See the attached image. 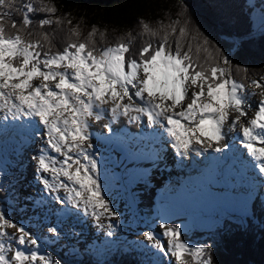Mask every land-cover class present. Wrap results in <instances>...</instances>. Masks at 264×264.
<instances>
[{
	"label": "snow or ice",
	"instance_id": "1",
	"mask_svg": "<svg viewBox=\"0 0 264 264\" xmlns=\"http://www.w3.org/2000/svg\"><path fill=\"white\" fill-rule=\"evenodd\" d=\"M15 2L0 0V9H12ZM24 8L22 22L14 20L9 11L0 12V112L4 113V119L27 117L43 126L47 139L46 147L36 157L38 172L50 173L57 181L50 183L43 179L44 188L67 192L66 197L56 199H67L78 207L82 204L86 213L91 209L97 221L102 215L99 209L115 217L101 193L97 163L87 151L92 147L88 142L90 121H100L106 111H110L113 122L121 117L139 122L146 117L149 125H159L166 131L175 152L182 157L209 150L223 152L228 132L241 133L253 167L264 178V99L252 107L250 98L255 93L247 92L243 83L232 78L228 57H223V67L216 62L209 53L206 38L203 51L209 53L211 63L194 61L191 46L185 51L179 40L172 46L170 35L177 31L181 38L188 35L186 24L178 27L179 20L167 26L161 23L158 29L141 20L143 35H159L160 41L157 45L145 41L137 50L132 48L131 33L113 45L98 47L97 34L101 42L106 34L95 25L83 40L78 26L72 27L66 46L53 52L50 35L29 28L63 25L64 20L52 18L56 7L45 0H24ZM41 12L49 15L39 20L30 17ZM5 20L11 22L15 34L8 32ZM33 35L37 38L32 39ZM46 43L48 48L44 50ZM251 84L264 88L259 80ZM106 105L110 108L106 109ZM233 113L235 118H231ZM49 149L63 159L51 157ZM61 176L71 187L59 182ZM162 227L167 251L151 232L146 236L148 241H154L153 247L159 252L170 254L176 264H213L206 247L193 248L181 239L180 228L166 224ZM9 228H16L19 234L9 233ZM8 244L36 245L37 239L0 211V264H52L48 257L37 255L36 251L26 254L19 247L9 256Z\"/></svg>",
	"mask_w": 264,
	"mask_h": 264
},
{
	"label": "trees",
	"instance_id": "2",
	"mask_svg": "<svg viewBox=\"0 0 264 264\" xmlns=\"http://www.w3.org/2000/svg\"><path fill=\"white\" fill-rule=\"evenodd\" d=\"M57 9L55 16L65 21L63 25L53 24L51 28L37 29L31 26L29 31L46 32L50 35L52 51L57 52L66 46L68 33L72 27L78 26L80 39L83 40L95 25L105 38L101 42L99 33L96 36L98 47L115 44L121 37L127 38L131 33L132 48L137 50L145 41L157 45L160 36L143 35L140 21L147 22L153 29L163 23L167 26L174 20L181 21L178 26L188 27V35L179 37V33L169 36L172 46L179 40L185 51L191 46L194 61L204 63L209 60V53L220 66L223 57H228L232 78L245 87L252 80H259L264 74V35L253 36V12L264 6L257 0H45ZM9 11L17 22H22L25 13L24 0H16ZM48 13H33L34 20L48 16ZM71 20V25L67 23ZM10 34L15 29L10 21H4ZM36 39L37 35H33ZM209 41V53L203 51V40ZM75 39V37H72ZM127 42V40H126ZM48 44L44 45L47 50ZM197 48L201 51L197 52ZM247 70V72H245ZM7 194L0 189V207L5 206L2 200ZM253 203L252 214L246 226L235 224L230 220L208 232L182 234L186 243L199 244L209 250L213 264H264V206ZM251 218V219H250ZM202 239V240H201ZM83 264H142L134 253H122L98 262L92 257H83ZM174 264V263H171Z\"/></svg>",
	"mask_w": 264,
	"mask_h": 264
},
{
	"label": "rangeland",
	"instance_id": "3",
	"mask_svg": "<svg viewBox=\"0 0 264 264\" xmlns=\"http://www.w3.org/2000/svg\"><path fill=\"white\" fill-rule=\"evenodd\" d=\"M257 1L264 4V0ZM249 2L252 3L253 0H249ZM253 15V36L264 35V6H258L253 12ZM259 81L264 83V74ZM39 82L40 81H34L36 84ZM246 90L249 93H255V95L250 98V103L252 107L255 108L257 103L261 99H264V95H262V93H264V88H256L250 82V86L246 87ZM105 108L109 109L110 105H106ZM235 115L236 114L233 113L231 118H235ZM104 116L105 117H103L100 121L90 122L89 130L98 129L100 133H104L110 125L114 127L110 111H106ZM122 118L123 117L119 119L117 122L118 124L123 120ZM242 119H247V117ZM124 121L126 124L132 123L129 122L128 118L125 119V117ZM143 122H145L146 128L148 125L147 119L146 121L143 119ZM148 128L149 127H147V129ZM228 133L229 134H227L225 140H233L234 142L237 138L236 131H229ZM41 136H39L40 140L38 143L35 142V148H33L30 141L32 135L29 133L28 138H26L27 141H23V144H18L19 150L15 153V155L8 153L3 161L0 157V185H2V188L0 189L4 190L7 194L6 198L2 200V203H4L5 206H1L0 211L6 212L7 216L13 223H15L18 227L23 226L33 238L37 239L36 245H27L24 246V248H21L16 244L6 245V247L11 249L7 255H13L16 248L19 247L20 250L25 251L26 254L36 251L37 255H44L48 257L52 264H83L81 254L84 253L92 255L94 259L98 261H104L106 259L113 258L116 256L115 254L134 252L140 256L142 264L175 263V258L170 254H158L157 252L159 250L155 247L153 250H156L153 251L152 247L149 245L153 244L154 241L150 242L146 239L148 234L147 230L149 229L146 225L150 223L149 220V222H147V219H154L151 215L152 212L148 207V193H154L156 191V187L152 183H148L144 187H132L131 182L128 179L127 185L129 188L123 187V189H119L117 188L118 186H116L119 181H113L110 179L112 183L116 182V185L111 186V189V187L107 184L101 187V191L103 192L102 195L107 200L110 209L116 214L115 217H110L103 209H99L98 211L102 213L99 221L96 219H89L88 222L86 220L69 222L54 221V218L57 216L56 211L59 208V205L56 204L57 197L55 193H53L55 195L48 196L49 194L47 193L49 190L44 188L42 180L48 179L51 180L52 183H56V181L52 179V175L50 174L42 173L41 175L38 172V167H36L38 165L36 157L40 155V149L46 147L44 144L46 137ZM57 160H61V158ZM153 173V177H158H156L157 183H163L162 185L165 187L168 185L170 186V181L173 179L172 172H167V170L159 172L158 170H155ZM103 181L104 179L102 178L98 180L100 184H102ZM239 185L240 183H233V189L235 190L236 195L249 197L248 203L242 211L226 215L221 213L213 215L204 213L208 216L202 215L201 212L196 213L188 211L185 215L183 214L184 217L182 220L184 221L178 225V228L181 229V233L190 234L192 231L195 233L200 231H212L221 226L222 222L226 219H230L235 223L242 224L243 226L248 225L249 223H247L246 218L250 214L252 202L255 201L256 197H258V192L256 194H254L255 192L252 193L250 187L247 188V186H245V189L243 190ZM138 188H142L141 191L135 192ZM260 191L262 192L263 188H260ZM64 194L67 195V192L65 191ZM46 195L50 201L46 199ZM152 197L150 196V201ZM40 198L43 199L44 203L40 201ZM260 198L264 205V197L260 196ZM209 199L215 206H217L218 202L222 200L220 196H217V198L209 197ZM52 201L56 202L52 203ZM75 208L76 213L80 215V219L86 213L84 211V207L81 204L79 207L76 205ZM183 215H181L180 218ZM118 219H125L128 223L127 225H129L131 221L133 222V226L129 225V229L124 231V235L127 238L123 241V244L117 245L115 248L105 249L99 254L88 250L87 248L90 246L92 241H94L93 239H100L104 236L109 228V225H111L112 222L116 224L119 222ZM134 219L135 221H133ZM78 222L80 224H78ZM143 222H147L148 224ZM49 229H55V231H49ZM7 231L15 235L19 234L16 228H9ZM152 234L154 237L158 238L162 244L165 242L160 239L158 234L154 232ZM39 237L41 240L44 238L45 242H42L43 244H41V241L38 239ZM53 237H57L60 241L57 242ZM189 245L193 248L201 247L199 244ZM165 246L167 247L166 243ZM76 249L78 250L77 252L75 251ZM47 252H49V254H46ZM74 255L76 256L73 257ZM37 264H39V262H37Z\"/></svg>",
	"mask_w": 264,
	"mask_h": 264
},
{
	"label": "bare ground",
	"instance_id": "4",
	"mask_svg": "<svg viewBox=\"0 0 264 264\" xmlns=\"http://www.w3.org/2000/svg\"><path fill=\"white\" fill-rule=\"evenodd\" d=\"M3 117H4V113L0 112V127L3 129L8 128L10 126V124H13V122L16 120V119H12L11 117H8L7 119H4ZM17 119H21L22 125H20L16 128H21L24 131H26L28 128H31L34 131H36V133L32 134V140H31L32 147L35 148V145H34L35 142L38 143L40 140L39 136L43 135V131H44L43 126L40 125L38 123V120H36V119H29L27 117H19ZM122 119L123 120L119 124L117 123L119 121V119L116 120L114 122V127L110 125L106 129L107 131H105L104 133H100V131L98 129L89 130V133L91 136L90 142L93 143V146L90 149H87V151L90 152L91 158L94 159L97 163L98 180L100 178L104 179V181L101 184V187L105 186L107 184L110 187L115 186L116 182L112 183L110 180V179H112L113 181H119L118 185H116V186H118L117 188L121 189L120 187L126 185V179H125L126 176H129L131 178V186L132 187H144L148 183H152L156 187L155 192L160 191V190L162 191L159 194H156L154 192V195H153V193H148V195H149L148 196V200H149L148 207L150 210L151 209L154 210V212H152V216L154 217V219L153 220L148 219L150 221V223L149 224L147 223L148 225H146V226L149 228L148 229L149 231L147 230L148 233L154 232V233L158 234V236H160V239L162 241H165L163 243L164 246H165V243L167 244V238L163 235L164 230H163L162 225H165V224L169 225V223L172 220L179 219L181 215L185 214L188 211H193L196 213L203 212V213L210 214V215L218 214V213L226 215L229 213H236V212L242 211L244 209V207L247 205L249 197H244V196H240V195L237 196L235 193V190L233 189L234 188L233 185L231 186V188L229 190H221L219 188H215L213 186L208 185L209 181L217 179L216 173H214L213 170L208 172L207 169H203V170H205L204 177L192 173L189 177L193 180V183H194L193 187H187V188L182 187L181 179H183V175H182V172H179V167L176 168V171L174 170V172H173L175 179L171 180L172 184H170V186L168 185L165 187L164 185H162L163 183L162 184L157 183L156 179L158 177L157 176H156L157 178L155 176L153 177L154 170H166L169 167H171L172 164H175V159L173 158L172 153H176V152H175V149L173 146H172V151L169 149L170 147H166V148H162L160 153H158V152H154V153L146 152V153H144L143 158L145 159V161L147 163L136 164L133 160L121 161V159H119L118 156L114 152L115 150H117V148H118L117 146L113 149H109L108 146L105 145V147H104L103 144H105L106 139H108L107 132L109 130L113 131L112 133H115L114 131L117 128H125L123 126L124 117ZM143 119L146 121V117H141L142 121H143ZM90 122H92V121H90ZM143 126L145 128V122H143ZM38 129L40 131H38ZM153 129L160 130L162 128H160L159 125H149V131H147V133L148 134L152 133ZM146 130H147V128H146ZM43 136L46 137V135H43ZM43 136H41V137H43ZM236 136H237V141H238L236 144L241 147L239 150H243V151L247 152V149L244 148V142H243L242 134L236 132ZM24 137L28 138V135H24ZM109 138L112 140H117L116 138H114V136H110ZM168 138L172 144L171 138L170 137H168ZM7 139L12 141V143L14 145L13 146L12 145L7 146L6 144H4V141H7ZM46 139H47V137H46ZM18 141L19 140L14 136L8 137L7 134H2V136H0V156H2L3 154L5 155L7 153L15 155V153L19 150ZM231 142H232V140H227V141L225 140V143L223 142L224 144H226V148L224 151L229 154V157H231V162L233 165L236 166L237 170H239L242 173V175L247 177L246 181L248 182V185L251 189V192L252 193L255 192L254 194H256L258 192L257 196L263 195V193H264V178H261L259 172L255 176L256 177L255 179H253L251 176V174L253 173V170L258 169V168L253 167L254 161H252V158L248 155V153L246 156L240 155L238 153H234L233 152L234 147L231 148V146H230ZM234 145H235V143H234ZM257 146H259V145H257ZM124 149L127 152L129 151L125 147H124ZM137 150H138L137 148H133V151H137ZM208 152H209V155L212 156V158L215 161H217V164L220 163V160L218 158V154L220 152L217 153V152H214L212 150H209ZM48 154L55 159H59V158H61V160L63 159V157H60L58 154L52 152L50 149L48 150ZM198 156L199 155H197L194 152L190 153V155L188 156L189 159L193 160V162H194L193 168L195 171L198 168L197 167V165H198V158L197 157ZM32 166H34V165H32ZM250 166L253 168V170H251L252 173L251 172L249 173ZM36 167H38V165ZM57 167H59V165H57ZM182 167H187V165L183 164ZM40 174L42 175V173H40ZM46 174H50V173H46ZM253 175H254V173H253ZM259 176H260V179H257ZM106 178H109V179H106ZM250 181H252V183ZM49 182L52 183L51 180H49ZM59 182L69 184V187H71V184L62 176L59 178ZM261 182L263 185V192L262 193L259 189H257L258 186L261 184ZM56 183H57V181H56ZM230 184H231V180H228V185H230ZM251 185H252V188H251ZM111 189H112V187H111ZM141 189L142 188H138L135 190V192H139V191H141ZM47 190H49V192L47 193V194H49L48 196L56 194V197H60V198H61L60 195H63L65 192L64 189H60L59 191H51L50 189H47ZM166 192L169 193V198H168L167 202L163 204V202H161V200H160V197L163 196ZM53 193H55V194H53ZM101 193H103V192L101 191ZM152 195H153V197H152ZM150 196L152 197L151 201H150ZM217 196H220L222 198V200L220 202H218L217 206H215L213 204V202L209 199V197L217 198ZM56 201H57L56 204L59 205L58 206L59 208L61 206H66L65 209H68V214L63 219H59L58 217L54 218V221H56V222H63V221L69 222V221H77V220H86L88 222L89 219H92V220L95 219V217H93L91 214V209H89L88 212L85 213L83 215V217H81L79 219L80 215L76 213V208H75L76 203L70 202L67 199H64V200L63 199H60V200L57 199ZM257 201L260 202L261 198L257 197ZM53 202L54 201H52V203ZM60 210L61 209H58V211H56V214H58V212ZM123 221H125V223L123 225L125 227H123L119 224H115L113 222H112L113 224L111 223V228L108 230V233L111 230H114L116 233L119 232L121 234V237L124 238L121 240H116L118 242L111 243L109 246L111 248H115L116 244L120 243L119 241H125V238H127V237L124 235L125 234L124 231L129 229V225L133 226L132 221H131L132 224L129 223V225H127L128 223L125 219H123ZM133 221H135V219ZM143 223H146V222H143ZM78 224H80V223L78 222ZM105 236H108V234ZM117 237H119V235L115 236V238H117ZM54 238H57V237H54ZM42 240H44V238ZM93 240H95V239H93ZM87 249L90 251H93L94 253H97V254H99L100 252L103 251V247L100 244H98L97 242L95 243V241L94 242L92 241V243L90 244V246ZM165 249L167 251L166 246H165ZM157 253L162 254L159 251ZM46 254H49V252H47Z\"/></svg>",
	"mask_w": 264,
	"mask_h": 264
}]
</instances>
